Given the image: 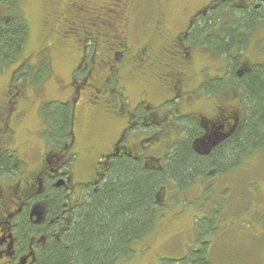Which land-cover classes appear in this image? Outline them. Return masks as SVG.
Listing matches in <instances>:
<instances>
[{"label":"flooded vegetation","instance_id":"1","mask_svg":"<svg viewBox=\"0 0 264 264\" xmlns=\"http://www.w3.org/2000/svg\"><path fill=\"white\" fill-rule=\"evenodd\" d=\"M89 3L65 2L64 14L54 17L56 23L62 18L63 29L67 30L62 32L65 38L76 37V42L80 45L83 43L82 56L67 84L69 97L44 102L39 109L40 114L44 105H67L71 111V122L63 131L52 130V125L42 117L40 127L34 129L26 125V112L20 107L29 100L28 89L35 88L47 75L48 58L44 57V50L35 52L33 56L32 52L27 54L30 26L23 9L24 0H8L6 6H0V28L5 27L7 32L12 27L21 31V38L15 42L14 49L6 48L0 56V74L4 69L14 67L0 92V264H40L45 252L74 228L81 210L90 204L86 202L90 194L97 193L109 172L121 162H135L145 170L160 171L177 143L189 140L193 152L205 157L234 138L244 118L239 114L243 106L236 111L229 104L218 101L219 104L204 105L205 112L201 111L204 113L197 110L180 113L179 102L191 108L199 97L219 100L220 93L224 92L227 96L223 95V99L229 98V94L236 89L228 78L233 73L241 78L255 65L262 66L264 63L263 55L249 63L244 61L242 67L237 69L243 51L249 45L264 53L261 22L257 21L248 33L238 57L234 49L225 55L216 48L215 42L221 37L214 31L218 27L233 28L238 18L236 13L261 10L264 0H213L189 16L185 30L175 36L174 55L180 65L192 64L197 53L200 55L198 58L209 63L200 67L195 74V87L187 91L184 88L186 76L171 67L166 78L170 98L156 104L150 100V95L144 93L131 104L125 89L118 87L119 67H116L122 63L128 51L126 41L120 36L122 34L110 35L106 40L113 43L114 48L109 49L108 60L99 62L106 69L105 76L99 82L94 76L97 63L87 60L86 52L92 42L99 43L100 38L105 37L104 30L112 21L110 16H107L108 19L101 18L103 11L96 16L91 12ZM220 3L230 6L222 17L224 20L208 24V38L198 37L194 30L209 15L221 10ZM110 5L104 16L108 13L115 15L118 3L112 2ZM102 9L103 5L95 11ZM84 13L90 14L88 18H82ZM77 31H81L80 35L76 34ZM213 60L221 61L224 65L215 68L210 65ZM230 61H236L232 73ZM212 68L215 69L212 71ZM220 81L222 86H219ZM85 96L89 101L105 100L103 111L112 119L119 120L121 127L108 151L98 157L91 171L92 176L82 180L77 173L80 152L74 149L73 123L76 108L86 99ZM239 104L242 105L241 98ZM206 108L213 109V113L207 112ZM40 142L44 143L42 147L39 146ZM94 150L95 146L91 145L85 151L88 154ZM233 172L232 168L224 171L211 169L207 171V176H195L185 187L177 185L170 178L166 179L156 194V202L150 207L152 225L149 232L131 241L128 256L117 258L113 264H152L155 247L151 239L168 233H163L160 226L168 222L171 226V223L188 216L193 219L190 240H185L180 246L184 254L172 261L200 254L201 264H209L208 254L214 249L218 233L213 223L219 213V206L215 202L230 201ZM214 194H217L216 198ZM206 207L211 208L210 211ZM198 227L201 231H197ZM169 236L165 239L167 241H161V245L170 246ZM161 261H165L163 264H177L166 259L159 260L158 264Z\"/></svg>","mask_w":264,"mask_h":264},{"label":"rangeland","instance_id":"2","mask_svg":"<svg viewBox=\"0 0 264 264\" xmlns=\"http://www.w3.org/2000/svg\"><path fill=\"white\" fill-rule=\"evenodd\" d=\"M73 1L90 2L91 12L96 16L103 11L102 19H108L107 16L112 18L104 30L106 38L101 37L99 43L92 42V48L86 50L87 60L97 63L94 76L98 82L106 74L105 67L99 62L108 60L109 49L114 48V44L106 40L110 35L115 36L118 33L122 34L120 36L128 47L122 63L116 67L117 69L119 67L118 87L125 89L131 104L144 93L150 95V100L156 104L170 98L171 95L166 89V78L172 68L186 76L184 88L187 91L195 87L197 80L195 74L200 67L206 66L208 61L198 58L200 55L197 53L192 64L180 65L174 55L175 36L185 30L189 16L213 0H24L23 9L30 26L27 54L32 52L33 56L35 52L44 50L43 55L48 58L47 75L35 88L28 89L29 100L20 105L26 112L27 126L34 129L40 127L39 109L44 102L66 100L65 98L69 97L67 84L71 72L82 56L83 43L80 45L76 42L74 40L76 37L65 38L62 32H65L66 28L63 29L62 18L56 23L54 17H61L66 10L64 3ZM112 2H117L119 9H116L115 15L108 13L104 16L106 8L110 7ZM102 5L103 9L96 12L95 9ZM89 15L84 13L82 18H88ZM159 16L164 18L160 19ZM80 32L77 31L76 34L80 35ZM263 55V51L249 45L243 51L237 69L244 61L249 63ZM31 62L33 63L34 59ZM210 65L219 68L224 64L213 60ZM215 68H212V71ZM13 69L14 67H9L1 72L0 92ZM223 95L227 96L222 92L219 100L199 97L191 108L184 102H179L180 113L196 110L201 112L205 110L204 105L215 104L214 102L218 101L229 104L236 111L240 110L243 105L239 104L240 92H231L228 96L230 99H223ZM104 106L105 100L89 101L86 97L76 108L73 140L74 149L80 152L76 165L79 170L78 177L82 180L92 176L91 171L98 157L108 151L112 139L121 127L119 120L112 119L103 111ZM50 107L56 108L55 105ZM206 111L213 113V109L206 108ZM243 111L242 107L240 113L238 112L242 117ZM42 145L44 143L40 142L39 146ZM91 145L95 146V150L86 154V147ZM244 161L233 172L230 201L215 202L219 206V213L213 223L218 233L215 246L213 243L214 249L208 254L209 264H264V151ZM216 195L214 194L215 198ZM210 209L206 207L207 211ZM192 224L193 219L188 216L184 220L171 223V226L169 222L160 226L163 227L160 228L163 233H168L164 234V237L154 236L151 239L155 247L152 252V264H158V261L163 259L172 261L181 257L184 253L180 246L185 240L189 242ZM168 235L170 246L161 245V241L164 242ZM144 243L142 245H146Z\"/></svg>","mask_w":264,"mask_h":264},{"label":"trees","instance_id":"3","mask_svg":"<svg viewBox=\"0 0 264 264\" xmlns=\"http://www.w3.org/2000/svg\"><path fill=\"white\" fill-rule=\"evenodd\" d=\"M6 1L8 0H0V6H6ZM219 6L223 9L204 19L199 24L200 27H196L194 34L202 39L208 38V24L223 21L222 17L230 8L226 3H220ZM263 8L264 4L258 11L236 13L238 18L233 28H215L214 31L221 37L215 42L216 48L225 55L234 49L238 57L255 23L261 22L264 29ZM15 29L12 27L7 32L5 27L0 28V56L5 53L6 48L13 50L15 42L21 38V31ZM228 29L234 31L229 32ZM235 65L236 61L229 62L231 73ZM228 80L240 92L244 109V118L234 138L205 157L193 152L189 140L177 143L172 147V155L160 171L145 170L135 162H121L109 172L97 193L90 194L86 200L90 204L81 210L74 228L45 252L40 264H113L117 258L128 256L131 241L149 232L152 225L150 207L156 202V194L166 179H172L179 186L185 187L186 183L189 186L195 176H207L208 170L224 171L232 168L235 171L248 157L263 152L264 63L262 66L255 65L241 78L233 73ZM219 84L222 86L221 81ZM52 105L56 108H49ZM40 114L45 122L52 125V130L63 131L71 122V111L67 105L50 103L44 105ZM188 135L189 139L190 134ZM199 230L201 231L200 227L197 228ZM171 262L201 264V255ZM163 263L165 261H161Z\"/></svg>","mask_w":264,"mask_h":264}]
</instances>
